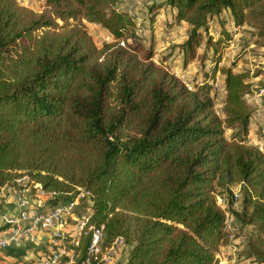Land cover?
I'll list each match as a JSON object with an SVG mask.
<instances>
[{
    "label": "trees",
    "instance_id": "obj_1",
    "mask_svg": "<svg viewBox=\"0 0 264 264\" xmlns=\"http://www.w3.org/2000/svg\"><path fill=\"white\" fill-rule=\"evenodd\" d=\"M44 2L38 12L0 0V187L28 175L53 193L51 206L85 188L92 205L86 211L82 198L86 212L77 213L104 226L105 244L126 239L127 264H220L216 252L230 244L227 213L238 232L247 227L246 256L264 263V150L246 142L249 76L221 68L223 119L210 85L190 88L154 62L117 0ZM164 4L190 26L180 45L185 66L210 19L225 10L264 43V0ZM87 23L113 41L98 46ZM221 43L207 41L216 52ZM231 127L239 129L233 138ZM225 193L228 209L218 200ZM89 244V235L80 238L74 264H84Z\"/></svg>",
    "mask_w": 264,
    "mask_h": 264
},
{
    "label": "rangeland",
    "instance_id": "obj_2",
    "mask_svg": "<svg viewBox=\"0 0 264 264\" xmlns=\"http://www.w3.org/2000/svg\"><path fill=\"white\" fill-rule=\"evenodd\" d=\"M17 1L20 5L38 12L45 8L44 0ZM164 2L165 0H117L116 6L131 14L136 23L138 41L146 48L153 49L154 62L173 71L190 88L210 85L217 112L223 119L226 117L224 112L226 87L221 68L230 66L234 72H245L249 76L250 84L246 100L253 110L246 142L264 150V43H256L255 30L248 24L237 25L230 11L225 10L210 19L208 32L203 31V42L197 49V57L185 66L184 53L180 45L189 37L190 26L185 21L177 22L174 9ZM156 4L161 5L152 10ZM87 26L98 46L113 41L109 31L102 26L95 23H87ZM209 37L215 41H222L218 52L211 44H207ZM216 66L217 70L214 72ZM238 130L233 127L226 128V134L233 138ZM232 190L234 197L237 198L234 199V207L239 208L242 187L236 185ZM36 191L34 188L33 193ZM231 197V194L225 193L223 196L225 199L219 197V203L228 209V199ZM84 199L87 211L90 198ZM84 211L85 208L80 206L79 214ZM246 228L240 227L233 241L229 242L238 247L236 252L233 254L232 248L225 249V255L231 264H249V259H252L250 264L257 263L244 253Z\"/></svg>",
    "mask_w": 264,
    "mask_h": 264
},
{
    "label": "built area",
    "instance_id": "obj_3",
    "mask_svg": "<svg viewBox=\"0 0 264 264\" xmlns=\"http://www.w3.org/2000/svg\"><path fill=\"white\" fill-rule=\"evenodd\" d=\"M16 184L17 212L2 216L0 256L6 249L27 248L32 254L20 264H74L76 262L74 246L80 245L82 236L89 235L88 257L84 264L128 263L130 245L124 237L118 236L110 244H105L104 226L92 224L87 217H81L77 213L82 198L91 196L88 190L79 187L73 200L51 206L47 200L53 193L44 190L30 176L18 178ZM34 188L37 189L38 199L32 197ZM89 201L91 206V198ZM225 230L232 242L237 235L238 225L229 213ZM66 236L70 237V240H66ZM226 248H232L234 254L238 247L232 243L222 245L216 252L220 264H231L225 255ZM248 262L250 264L252 259Z\"/></svg>",
    "mask_w": 264,
    "mask_h": 264
},
{
    "label": "crops",
    "instance_id": "obj_4",
    "mask_svg": "<svg viewBox=\"0 0 264 264\" xmlns=\"http://www.w3.org/2000/svg\"><path fill=\"white\" fill-rule=\"evenodd\" d=\"M15 187L12 185L0 187V224L3 215H13L17 212ZM32 197L39 198L36 193H32ZM44 200H47V198H44ZM31 254L32 252L27 248H24V250L6 249L0 256V264H20L26 257L29 258Z\"/></svg>",
    "mask_w": 264,
    "mask_h": 264
}]
</instances>
